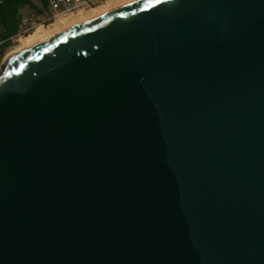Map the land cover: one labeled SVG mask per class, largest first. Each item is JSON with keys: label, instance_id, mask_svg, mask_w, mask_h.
I'll return each instance as SVG.
<instances>
[{"label": "water", "instance_id": "water-1", "mask_svg": "<svg viewBox=\"0 0 264 264\" xmlns=\"http://www.w3.org/2000/svg\"><path fill=\"white\" fill-rule=\"evenodd\" d=\"M0 264H264V0H134L9 55Z\"/></svg>", "mask_w": 264, "mask_h": 264}, {"label": "rangeland", "instance_id": "rangeland-1", "mask_svg": "<svg viewBox=\"0 0 264 264\" xmlns=\"http://www.w3.org/2000/svg\"><path fill=\"white\" fill-rule=\"evenodd\" d=\"M115 1L118 0H104L97 5L79 9L70 14L53 17L49 12H46L45 9H43L40 0H32V4L34 5V7H24L19 11L20 33L13 37L11 46L7 48L3 53L0 49V72L3 70V66L7 57L20 49L26 38L32 35L34 32L40 30L44 32L42 33L44 35L54 33L66 24L80 21L93 9L98 8L105 3ZM36 8L42 9L43 12L37 13Z\"/></svg>", "mask_w": 264, "mask_h": 264}, {"label": "trees", "instance_id": "trees-1", "mask_svg": "<svg viewBox=\"0 0 264 264\" xmlns=\"http://www.w3.org/2000/svg\"><path fill=\"white\" fill-rule=\"evenodd\" d=\"M43 9L46 4L40 0ZM24 7H34L32 0H0V49L3 53L12 44L14 36L20 33L19 11ZM37 13L43 10L36 8Z\"/></svg>", "mask_w": 264, "mask_h": 264}, {"label": "bare ground", "instance_id": "bare-ground-1", "mask_svg": "<svg viewBox=\"0 0 264 264\" xmlns=\"http://www.w3.org/2000/svg\"><path fill=\"white\" fill-rule=\"evenodd\" d=\"M134 0H118V1H115V2H109V3H105L101 6H99L98 8H95L93 9L89 14H87L86 16H84L83 19H81L80 21L78 22H75V23H70V24H66L64 26H62L58 31L54 32V33H51V34H48V35H44L42 33H44L43 31H36L34 32L32 35H30L29 37L26 38V40L23 42V45L22 47H20V49H18L16 52H19L23 49H27V48H30L76 24H79V23H82V22H85L87 20H91L109 10H113V9H116V8H119L127 3H130ZM14 52V53H16ZM13 54V53H12ZM11 55V54H10Z\"/></svg>", "mask_w": 264, "mask_h": 264}, {"label": "built area", "instance_id": "built-area-1", "mask_svg": "<svg viewBox=\"0 0 264 264\" xmlns=\"http://www.w3.org/2000/svg\"><path fill=\"white\" fill-rule=\"evenodd\" d=\"M45 11L49 12L53 17L64 14H70L76 10L97 5L104 0H44Z\"/></svg>", "mask_w": 264, "mask_h": 264}]
</instances>
